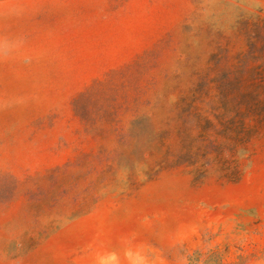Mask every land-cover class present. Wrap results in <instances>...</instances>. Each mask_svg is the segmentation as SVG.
<instances>
[{
  "label": "rangeland",
  "instance_id": "1",
  "mask_svg": "<svg viewBox=\"0 0 264 264\" xmlns=\"http://www.w3.org/2000/svg\"><path fill=\"white\" fill-rule=\"evenodd\" d=\"M0 264H264V0H0Z\"/></svg>",
  "mask_w": 264,
  "mask_h": 264
}]
</instances>
